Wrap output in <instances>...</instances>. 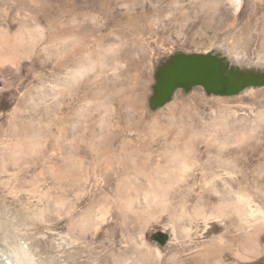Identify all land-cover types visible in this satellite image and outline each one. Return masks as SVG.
Listing matches in <instances>:
<instances>
[{
    "label": "rangeland",
    "instance_id": "rangeland-1",
    "mask_svg": "<svg viewBox=\"0 0 264 264\" xmlns=\"http://www.w3.org/2000/svg\"><path fill=\"white\" fill-rule=\"evenodd\" d=\"M201 1L173 0L145 33L120 35L100 16L80 54L40 16L59 3L0 0V29L15 35L0 50V264H16L19 246L29 264H264V84L150 103L180 52L264 77V0L237 11L220 0L209 15Z\"/></svg>",
    "mask_w": 264,
    "mask_h": 264
},
{
    "label": "bare ground",
    "instance_id": "bare-ground-1",
    "mask_svg": "<svg viewBox=\"0 0 264 264\" xmlns=\"http://www.w3.org/2000/svg\"><path fill=\"white\" fill-rule=\"evenodd\" d=\"M54 1H56L59 4H40V7H39L40 16L48 20L52 24V27H51L52 35L51 36L54 39L72 40L71 46L75 48L77 47L76 51L80 54L85 52V48L87 47L86 43H80V41L86 40V39L89 40L90 37L99 35L97 33L100 32L99 31L100 27H99V22H97V18L100 16L103 18L104 23L106 24L110 22L114 23L117 26V29L120 32V35L122 33L123 34H137V33L149 32L151 30L149 27L150 24H156L157 22L160 21L159 19L166 12L168 13V12L175 10L174 4H171L173 0H156L158 2L169 1L168 4L164 5L165 7L162 6L161 4H155L154 2H152L151 4H135L136 2H132L134 4H126V2H121L122 4H115L116 0H88V1H93V2H89L90 4L82 5V2H85V1L76 0L74 4H69L70 1L68 2V0H54ZM219 1L220 0H202L199 4H195V10L198 12L203 11L205 15H209L210 14L209 12L214 11L215 10L214 8H216L219 5L217 4ZM95 2H98V3L95 4ZM225 2L227 4H224V5L227 7H230L231 5L234 11H237L241 5V0H226ZM232 2H235V4H230ZM114 5L118 7L124 6L125 11H122V12L113 11V8H116ZM168 14H171V13H168ZM85 16L88 17L91 21L95 20L96 21V22L94 21L95 24L91 26L89 24L90 21H86L85 18H83L85 21L83 20V21L77 22L79 17H85ZM64 17L65 18L67 17L66 22L63 21ZM162 18L164 19V17ZM20 31H21V28L13 32V34L17 33L18 35ZM12 36H15V35H10L9 30L0 29V37H2V39L4 40L0 48L3 54L4 52H6V47L7 49H9L10 46H9L8 41H9V37H12ZM101 40H102V37H101ZM106 51L107 49H103V51L99 49L98 55L99 56L105 55ZM8 55L9 54H7V56ZM12 56L13 55H10L9 58H11ZM82 61H83L82 59H79L77 63L80 64L82 63ZM84 63L87 64V66L89 65L88 67L91 68L92 66H94L95 61L93 62V60L87 59L85 60ZM98 64L100 67H103L100 59L98 61ZM124 159H127V157ZM166 161H168V159ZM72 162H70L72 163L71 166H73L74 168L72 178L76 179L80 176L78 170L76 169V166H79L80 162L79 161L77 162V160L72 161ZM128 165H130V163H128ZM139 165L146 166L147 163L142 161V162H139ZM110 166H112V163H110L108 167ZM125 167L126 168L128 167L127 163L124 166V168ZM159 167L165 168L164 166H161V165H159L158 168ZM127 170L129 171L128 168ZM153 171H154L152 172V174H154L153 178L150 177V174L148 172L146 174L148 176L147 178L152 179L151 182H153V179L156 180V174L158 170H153ZM127 176L128 175H126L125 173L122 179H127L128 178ZM246 205L247 206L241 207L239 211L244 214H246V211H247L249 215L253 211L252 204L250 203V201L247 204V200H246ZM245 241L247 244H249L250 246L253 245L252 247H254V242L251 241L250 237H246ZM17 252L19 256L16 257L17 258L16 264H29L28 262L30 260H28L26 256V252H24V249L19 246L17 249Z\"/></svg>",
    "mask_w": 264,
    "mask_h": 264
},
{
    "label": "water",
    "instance_id": "water-1",
    "mask_svg": "<svg viewBox=\"0 0 264 264\" xmlns=\"http://www.w3.org/2000/svg\"><path fill=\"white\" fill-rule=\"evenodd\" d=\"M156 93L150 98L153 107L165 104L177 88L203 86L207 94L232 95L245 86L264 84L259 75L238 74L211 53H177L156 78Z\"/></svg>",
    "mask_w": 264,
    "mask_h": 264
}]
</instances>
